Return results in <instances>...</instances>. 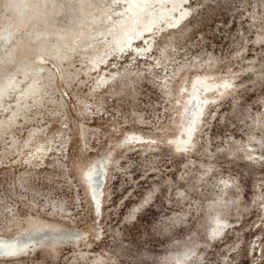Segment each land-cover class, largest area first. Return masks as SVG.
<instances>
[{"label": "rangeland", "instance_id": "obj_1", "mask_svg": "<svg viewBox=\"0 0 264 264\" xmlns=\"http://www.w3.org/2000/svg\"><path fill=\"white\" fill-rule=\"evenodd\" d=\"M199 1L184 35L158 39L153 64L128 65L138 81L115 63L107 82L80 79L75 54L69 85L60 77L45 105L0 131V236L32 224L78 235L0 264H264V3ZM209 71L233 84L205 105L181 153L171 142L179 81L172 96L163 78ZM99 160L109 173L102 211L84 177ZM215 211L228 233H211Z\"/></svg>", "mask_w": 264, "mask_h": 264}, {"label": "bare ground", "instance_id": "obj_2", "mask_svg": "<svg viewBox=\"0 0 264 264\" xmlns=\"http://www.w3.org/2000/svg\"><path fill=\"white\" fill-rule=\"evenodd\" d=\"M260 2L263 4L264 0ZM198 4L200 1L194 4L192 0H0V131L9 129L17 115L24 117L32 103L45 105L48 88L57 89L60 77L69 85L68 67L75 54L85 63L80 79L83 75L96 74L95 80L107 82L112 73L105 71L112 72L114 63L127 68L142 61L153 64L162 54L154 49L158 39L167 42L166 37L170 41L178 34L184 35L192 24L193 6ZM207 66L213 67L204 68ZM129 72L131 68H128L127 80L131 84L138 81ZM180 74L163 80H166L167 93L172 96L169 86L179 81L174 99L179 105L181 134L171 142L182 153L193 146L194 135L200 127L198 122L205 116V105L233 83L211 78V71L196 73L187 83L183 77L185 72ZM47 75L50 87L45 88ZM60 99L62 102L61 95ZM130 138L136 144L146 142L141 134H132ZM11 141L14 145V140ZM248 147V156L258 155L252 151L253 146ZM107 164L99 160L84 176L95 209L100 211L108 183ZM212 222L214 235L224 230V234L228 233L232 227L219 211H215ZM16 226L14 223L12 227ZM15 235L0 236V260H17L43 246L70 245L78 238L76 234H64L39 224L21 228ZM183 256L188 258L189 254Z\"/></svg>", "mask_w": 264, "mask_h": 264}]
</instances>
